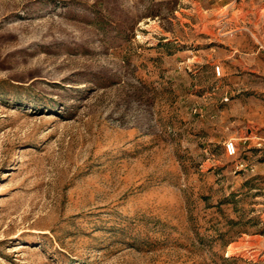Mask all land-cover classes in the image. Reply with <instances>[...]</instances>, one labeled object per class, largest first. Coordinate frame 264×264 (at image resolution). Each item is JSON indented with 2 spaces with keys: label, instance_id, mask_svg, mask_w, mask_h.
Returning <instances> with one entry per match:
<instances>
[{
  "label": "rangeland",
  "instance_id": "obj_1",
  "mask_svg": "<svg viewBox=\"0 0 264 264\" xmlns=\"http://www.w3.org/2000/svg\"><path fill=\"white\" fill-rule=\"evenodd\" d=\"M0 264H264V0H0Z\"/></svg>",
  "mask_w": 264,
  "mask_h": 264
},
{
  "label": "built area",
  "instance_id": "obj_2",
  "mask_svg": "<svg viewBox=\"0 0 264 264\" xmlns=\"http://www.w3.org/2000/svg\"><path fill=\"white\" fill-rule=\"evenodd\" d=\"M217 72L220 73L221 72V68L220 66H217ZM225 149L226 152L230 155H234L237 153V143L234 139H229L226 141L225 144Z\"/></svg>",
  "mask_w": 264,
  "mask_h": 264
}]
</instances>
